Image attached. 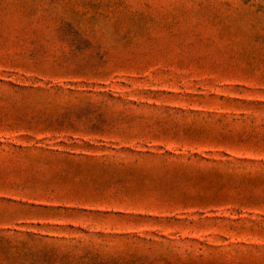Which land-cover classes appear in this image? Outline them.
Masks as SVG:
<instances>
[{
	"label": "rangeland",
	"instance_id": "obj_1",
	"mask_svg": "<svg viewBox=\"0 0 264 264\" xmlns=\"http://www.w3.org/2000/svg\"><path fill=\"white\" fill-rule=\"evenodd\" d=\"M0 264H264V0H0Z\"/></svg>",
	"mask_w": 264,
	"mask_h": 264
}]
</instances>
